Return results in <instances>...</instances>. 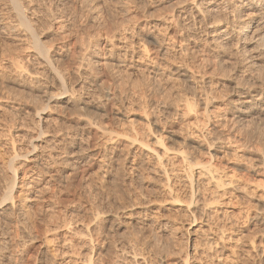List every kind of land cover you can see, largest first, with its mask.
Returning <instances> with one entry per match:
<instances>
[{
  "label": "rangeland",
  "instance_id": "rangeland-1",
  "mask_svg": "<svg viewBox=\"0 0 264 264\" xmlns=\"http://www.w3.org/2000/svg\"><path fill=\"white\" fill-rule=\"evenodd\" d=\"M176 1L20 0L35 33L49 48V57L54 60L52 68L29 47L30 34L18 24L10 0H0V193L9 174L8 159L23 153L28 159L21 155L13 163L17 168L14 201L23 199L27 214L23 219L15 212L7 215L9 219L0 217V264H84L89 255L97 264H149L159 262L160 251L161 255L167 253L164 261L168 264L185 252L191 253L188 264H264V164H257L255 158L257 152L264 150V119L260 120L261 125L256 122L261 126L255 124L257 128L254 124L252 128L251 122L234 123L227 82L235 78L245 83L252 75L261 76L264 57L256 67L248 68L235 60L234 51L211 52L206 48L204 52L191 53L187 38L197 34L185 26L189 19L177 18L175 14L173 27L163 30L165 22H169L166 18L174 14ZM95 15L99 16L95 19ZM158 16H164L156 27L157 31L162 30L158 35L164 42L170 37L165 42L169 43L166 54L142 36L143 31L152 29L153 18ZM102 20L111 22L114 33L126 36L122 42L130 47L133 44L128 53L146 42L142 64L127 62L122 67L113 66L114 70L100 74L93 71L91 75L88 68L79 65L85 47L92 45L89 40L98 41L96 32L101 30ZM179 29L181 37L174 31ZM182 37L187 42L178 43ZM72 47L76 54L71 55ZM136 54L140 55L139 49ZM179 63L204 75L199 74L191 82L181 80L174 70ZM20 69L27 76L24 81L16 74ZM55 69L63 74L61 86ZM107 76L114 82L112 100L107 98ZM101 79L105 80L103 87ZM204 93L214 98L213 118L206 121L204 114L198 113L196 120L187 123L185 105L196 104ZM31 101L37 103L35 110L34 105H27ZM86 101L90 102L87 110ZM96 104L106 105V117L96 112ZM95 116L97 123L89 124ZM41 129L44 133H39ZM157 133L163 135L162 142L168 148V157L161 165L141 144L147 142V134ZM33 135L37 147L30 155L27 150ZM103 135L110 136L113 142L109 143ZM185 135L195 143L184 142L181 138ZM134 136L142 137V142L132 140ZM129 137L131 143L126 140ZM212 137L216 139L211 145ZM205 146L211 149L207 151ZM175 148L196 155V159L188 167L181 158L172 156ZM232 149L234 153L230 152ZM208 153L213 154L215 176L220 175L229 183L218 191L221 198L212 212L193 214V204L190 209L184 206L189 201V187L193 197L200 193L206 198L213 187L197 164L198 156H209ZM163 169L165 173H160ZM185 175L191 176V186ZM173 197L179 198L175 200L177 205H173L174 200L171 202ZM124 208L128 210L124 212ZM96 212L109 213H102V220L96 222ZM192 216L197 221L188 227ZM86 232L93 234L95 242L88 244ZM220 232L223 240H217ZM192 244L198 247L196 252H191ZM133 253L145 262L131 260L129 255Z\"/></svg>",
  "mask_w": 264,
  "mask_h": 264
},
{
  "label": "bare ground",
  "instance_id": "bare-ground-1",
  "mask_svg": "<svg viewBox=\"0 0 264 264\" xmlns=\"http://www.w3.org/2000/svg\"><path fill=\"white\" fill-rule=\"evenodd\" d=\"M160 1V0H159ZM174 1V0H173ZM11 2V5L12 7L10 9H13V11L15 12V14L17 15L18 17V20H19V25H21L27 32H29L30 34V39H31V48L35 49L36 50V54H38L43 62H46L47 64H49V67H52L54 68V64H53V61L51 60V56L49 57V48L48 46L42 42V40L39 38V35H37L34 30V27L31 23V21L29 20V18L25 15L24 13V8L22 7V4L20 2V0H10ZM163 2V1H161ZM176 5H175V10L174 11V14H170L169 17H167L166 19L169 21L168 23L165 22V25H163V30L165 29H171L172 26V22L171 21H175L174 20V17H175V14H176V17H180V18H184V19H189L188 21L189 22H186L185 26H188V28H193L194 30H196V36H192V37H189L187 38V41L186 39H184L183 37L178 39V43H182L184 41L187 42L189 46V48L191 49L190 52L193 53V51H203L204 52V49L207 48L212 51H226V50H230V51H234L233 54L236 55V58L235 60L236 61H241L242 63H244L245 66H249L248 68L252 67H256L258 65V63L260 62L261 59H263L264 57V0H178L176 1ZM171 3V2H170ZM169 3V4H170ZM175 3V2H173ZM171 3V4H173ZM88 5V4H87ZM158 5V3H157ZM166 5V4H165ZM90 6V5H89ZM95 6V5H94ZM172 6V5H171ZM86 8V7H85ZM95 8V7H93ZM88 9V8H87ZM90 9V8H89ZM102 9V8H101ZM100 9V10H101ZM93 10V9H91ZM94 11V10H93ZM102 11V10H101ZM97 12V11H96ZM95 12V13H96ZM91 13V12H90ZM100 13V12H99ZM173 13V12H172ZM15 15V16H16ZM222 15V18L220 17ZM96 16H99V15H95V19H96ZM160 16V14H159ZM154 17L153 18V23H152V26L150 28H148L147 30H145V32L143 31V39H145V41L147 40V43L150 44V43H153L156 48L158 50H160L162 53H167L168 51V46H167V43H165L170 37L166 38L167 40L164 42V39L160 37V32L158 33V31H162V30H158L156 29L157 24L158 22H161L162 18L164 17ZM94 17V16H93ZM102 17H100L101 19ZM104 18V17H103ZM108 18V16L106 17ZM57 19V18H56ZM186 19V20H187ZM58 20V19H57ZM93 20V19H92ZM109 20V19H107ZM166 20V21H167ZM97 21V20H96ZM99 21V20H98ZM101 23V27H99L101 30H99V32H96L98 33L97 34V40L96 42L92 41L90 42L89 40V43L92 45H90L89 47V44H87V47H85V52L83 53V56L80 57L78 61H80L79 65H84V67L88 68V74L91 75V73L94 71V73L96 74L100 72H104V71H109V70H114L112 67L113 66H125L127 62H130L131 65H136V63H141L142 64V60H143V56L145 57V52L147 50V48L145 47V44L146 42H142V44H140L141 47H139V45L137 46L138 49H139V54L140 55H137L136 54V51L138 50L136 47H133L132 50L128 53V48H131L133 46L130 47L128 45H126L125 42H122L121 40L125 39V41L127 40L126 36H121L122 34H116L114 33V26H112L111 22L108 23L106 22L105 20H102L100 21ZM177 22V21H176ZM184 22V20H183ZM94 23V21H93ZM113 23V22H112ZM175 24V22H174ZM181 24V22H180ZM179 25V24H178ZM150 25H148L149 27ZM155 26V28H154ZM183 26V25H182ZM190 26V27H189ZM97 26L95 25V28ZM147 27V26H146ZM98 28V27H97ZM182 28V27H181ZM187 28V29H188ZM146 29V28H145ZM160 29V28H159ZM97 30V29H96ZM180 30V29H179ZM24 31V33H25ZM175 33L181 37V31H177V30H174ZM185 31V30H184ZM26 32V33H27ZM166 32V31H165ZM25 33V34H26ZM28 34V33H27ZM164 34V33H163ZM184 34V33H183ZM93 35V34H92ZM162 35V34H161ZM169 35V34H167ZM195 35V34H193ZM176 36V35H175ZM163 37V36H162ZM166 37V36H165ZM93 38V37H92ZM95 38V37H94ZM141 38V36H140ZM176 38V37H175ZM173 38V39H175ZM87 40V39H86ZM96 40V39H94ZM142 40V39H141ZM132 41V40H131ZM118 42V43H117ZM150 42V43H149ZM30 43V42H29ZM86 43V42H84ZM130 43V42H128ZM134 43V42H133ZM137 43V42H136ZM172 43V42H171ZM176 43V42H175ZM169 44V43H168ZM184 44V43H183ZM86 45V44H83V46ZM131 45V44H130ZM136 45V44H134ZM70 46V44H69ZM73 46H74V43H73ZM92 46V47H91ZM71 47V46H70ZM181 47V46H180ZM188 47V46H187ZM30 48V49H31ZM69 48V47H68ZM80 48V47H79ZM78 48V49H79ZM83 50H84V47H82ZM135 48H136V51H135ZM189 48H186V49H189ZM32 49V50H33ZM75 48L72 47V49L70 50V53L71 55H73L75 53ZM77 49V50H78ZM196 49V50H195ZM80 51V50H79ZM91 51V52H90ZM189 51V50H188ZM194 52V54H195ZM221 52V53H223ZM161 53V54H162ZM189 53V54H191ZM201 53V52H200ZM76 54V53H75ZM129 54V55H128ZM197 54V53H196ZM195 54V55H196ZM204 54V53H203ZM218 54V53H217ZM232 54V53H231ZM37 55V56H38ZM67 55V54H66ZM86 55V56H85ZM92 55V56H91ZM127 55L129 56V59L127 57ZM187 55V54H186ZM195 55L193 56V54L191 55V57L194 59ZM199 55V54H198ZM206 55V54H205ZM230 55V54H229ZM228 55V56H229ZM234 55V57H235ZM136 56V58H135ZM197 56V55H196ZM202 56V55H201ZM231 56V55H230ZM220 57V56H219ZM198 58V57H197ZM217 58V57H215ZM64 59V58H63ZM71 60L73 58H70ZM223 59V58H222ZM228 59V58H227ZM226 61H230V60H227ZM74 60V59H73ZM72 60V61H73ZM195 60V59H194ZM234 60V59H233ZM234 60V61H235ZM200 61V60H199ZM203 61V60H202ZM66 62V61H65ZM71 62V61H70ZM85 62V63H84ZM195 62V61H194ZM233 62V61H231ZM240 62V63H241ZM64 63V62H63ZM73 63V62H72ZM144 63V62H143ZM216 63V62H215ZM70 64V63H69ZM78 64V63H77ZM202 64V63H201ZM217 64V63H216ZM230 64L231 66L234 65V64H231V63H228ZM236 64V63H235ZM261 64V63H260ZM264 64V63H263ZM57 65V64H56ZM59 65V64H58ZM214 65V64H213ZM220 65V63H219ZM237 65V64H236ZM215 66V65H214ZM218 66V65H217ZM223 66V65H221ZM56 67V66H55ZM66 67V66H64ZM80 67V66H79ZM78 65H77V68H79ZM188 64L187 66L186 65H183V64H180L178 66H176V68L174 70H176L175 73H177V76L181 78V80H184V81H187V82H191L193 80H195L197 78V76L199 74H202L200 72L196 73V70L193 71V69L191 70V68L189 69L188 68ZM191 67V66H190ZM202 67V66H201ZM220 67V66H219ZM21 68L20 66L17 67V69ZM23 68V67H22ZM59 68V67H58ZM69 68V67H68ZM76 68V67H75ZM112 68V69H111ZM118 68V67H117ZM116 68V69H117ZM138 68V67H137ZM51 69V68H50ZM74 69V68H73ZM82 69V68H81ZM225 69V68H224ZM246 69V67H245ZM56 70V69H55ZM78 70V69H77ZM103 70V71H102ZM118 70V69H117ZM200 70V69H199ZM259 70V69H258ZM264 70V69H263ZM64 71V70H62ZM210 71H212V68L211 70H209V73H211ZM220 71V69H219ZM54 72V71H53ZM56 74L57 76H59L61 78V80H59V83H60V86L61 84L63 85V81H62V78H63V74H61L59 71L56 70ZM203 72V71H202ZM215 72V71H214ZM242 72V71H241ZM246 72V71H245ZM251 72V71H250ZM260 72V71H259ZM262 72V71H261ZM264 72V71H263ZM262 72V74H263ZM64 73V72H63ZM93 73V74H94ZM112 73V72H110ZM220 73V72H219ZM226 73V71H225ZM224 73V75H225ZM253 73V72H252ZM17 76H20L22 79L26 76L24 71L23 70H18L16 72ZM94 74V75H95ZM208 74V73H207ZM212 74V73H211ZM236 74V73H235ZM243 74V73H242ZM261 74V73H260ZM261 76L259 75V73L256 75H252L249 82H246L248 80L245 81V83H243V81L241 80H236L235 78H231V79H227V82H228V85L230 86V93L232 95V97H230V102H231V107H232V119L234 120V123L235 122H245V124H247L246 122H251V125L252 126L253 124L257 125V126H260V120L264 119V75ZM25 75V76H24ZM67 75V73H66ZM65 75V76H66ZM84 75V74H83ZM109 75V74H108ZM111 75V74H110ZM204 75V74H202ZM221 75V74H220ZM227 75H229L227 73ZM234 75V74H233ZM249 75V74H248ZM56 76V75H55ZM86 76V75H85ZM101 76V75H100ZM114 76V75H113ZM200 76V75H199ZM223 76V75H221ZM231 76V75H230ZM245 76V75H244ZM27 77V76H26ZM88 77V76H87ZM94 77V76H93ZM202 77V76H201ZM200 77V79H201ZM215 77V76H214ZM14 78V77H13ZM84 78V77H83ZM108 78V76H107ZM105 78V80H102L100 84H102V86L100 85V87H103V81H105L104 83H106V87H107V91H108V97L110 100H112L114 98V91H113V87H114V82L112 83V78ZM18 79V78H17ZM55 79V78H54ZM104 79V78H103ZM210 79V78H209ZM241 79V78H240ZM247 79V78H246ZM64 80V78H63ZM88 80V79H87ZM202 80V79H201ZM205 79H203L204 81ZM244 80V79H243ZM24 81V79H23ZM114 81V80H113ZM206 81V80H205ZM204 81V82H205ZM209 81V80H208ZM241 81V82H240ZM16 82V81H15ZM87 82V81H86ZM91 82V81H90ZM93 82V81H92ZM19 83V82H18ZM26 83V82H25ZM206 83V82H205ZM208 84L210 82H207ZM57 84V83H56ZM83 84V83H82ZM108 85V86H107ZM59 86V85H58ZM89 86V85H88ZM82 87V85H81ZM105 87V88H106ZM65 88V87H64ZM69 89V87H68ZM194 93V91H193ZM198 93V92H197ZM51 94V93H49ZM196 94V93H195ZM207 94V93H204V95ZM209 94V93H208ZM198 95V94H197ZM203 95H201L202 97ZM54 97V96H53ZM195 97V96H194ZM197 97V96H196ZM199 97V96H198ZM197 99V98H196ZM214 99V98H213ZM213 99L211 98V96H207L205 95L204 97L202 98H198L196 101V104H192V103H188L185 105L187 106L188 110H186V114L184 116L185 117V120L187 121V123H190L191 121L193 120H196L197 118V115L198 113H203L204 116H205V120L206 121H209L211 118H213L214 114H211L213 109L215 110V108L213 107ZM92 100V99H91ZM185 100V99H184ZM187 100V99H186ZM193 100V98H192ZM55 102H57V99L54 100ZM53 101V102H54ZM85 101V100H84ZM89 101V100H88ZM93 101V100H92ZM215 101V100H214ZM32 103H26L28 105V107H33V109L35 110V107H36V104L35 102L31 101ZM35 103V104H34ZM87 103V104H86ZM88 103L90 102H85V109L87 110V107H88ZM186 103V102H184ZM228 103V102H227ZM25 104V105H26ZM30 104V105H29ZM189 104V105H188ZM229 104V103H228ZM61 105V104H59ZM105 105V104H103ZM63 106V105H62ZM97 106V104H96ZM106 106V105H105ZM105 106H98L95 107L96 108V112L101 115V116H105L108 115V112H107V107ZM44 107V106H43ZM211 107H213V109H211ZM46 108V107H45ZM41 109V108H40ZM44 109V108H42ZM39 111V110H38ZM109 111V110H108ZM185 111V110H184ZM215 112V111H214ZM194 113V114H193ZM217 114V113H216ZM96 115V114H94ZM200 115V114H199ZM213 115V116H212ZM38 116V115H37ZM203 116V117H204ZM89 117V116H88ZM96 117V116H95ZM92 117L90 118L89 120V124H96L98 120L97 117ZM200 118V117H199ZM248 118V119H247ZM230 119V118H229ZM38 120L40 121L41 118L39 117ZM204 121V120H203ZM231 121V119H230ZM259 121V124L256 123ZM197 122H199L197 120ZM196 122V123H197ZM233 122V121H232ZM254 122V123H252ZM87 123V124H88ZM207 123L204 121V124ZM237 123V124H238ZM193 124V122L191 123ZM197 125V124H196ZM241 125V124H240ZM255 125V126H256ZM233 126V125H232ZM257 126L255 128H257ZM263 126V125H262ZM231 127V126H230ZM240 127V126H239ZM249 127V126H248ZM261 127V126H260ZM243 128H244V125H243ZM253 128V126H252ZM251 128V129H252ZM104 129V128H103ZM247 129V128H246ZM263 129V128H262ZM260 130V129H258ZM257 130V131H258ZM39 131V130H38ZM161 131V130H159ZM256 131V130H255ZM254 131V132H255ZM263 131V130H262ZM252 132V131H251ZM39 133H44L42 132V129L39 131ZM249 133V132H247ZM261 133V131H260ZM250 134V133H249ZM254 134V133H253ZM259 134V133H258ZM263 133H261L260 135H262ZM41 135V134H40ZM142 135V134H141ZM139 135V136H141ZM176 135V134H175ZM216 135V134H215ZM35 135L33 136H30V141H29V149L30 150H27L29 152V154H33L36 150V143H34L32 141V139H36L34 138ZM104 137H106L105 135H103ZM138 136V135H137ZM133 137L132 140H135V141H138V142H142V137ZM250 136V135H249ZM251 136H253L251 134ZM256 136V135H255ZM147 137V138H146ZM162 137L163 135L161 133H157L153 136H150V134H147V136H145V140L144 142L146 143H141L143 144V148H149L150 151H151V154L154 156L155 159H157V163H159L161 165V163H163V161L165 160V158L167 159L168 157V154H167V151H168V148L165 146V144H163V140H162ZM181 137V136H180ZM211 137V136H210ZM217 137V136H216ZM107 139L105 140H108L109 143H112L113 140L110 136L106 137ZM38 139V138H37ZM184 142H194L191 137L189 136H186L185 137H182L181 138ZM213 139V140H212ZM214 139H216L215 137L213 138H210V143L211 145L213 144V141ZM127 141H130V137L129 138H126ZM37 141V140H36ZM117 142V137L114 136V143ZM195 143V142H194ZM215 143V142H214ZM150 144H152L153 146L151 147ZM127 146V145H126ZM196 146L197 147H201V144L200 143H196ZM215 146V145H214ZM206 147V146H205ZM127 149V148H125ZM129 149V148H128ZM127 149V150H128ZM181 149V148H180ZM179 148L176 149L172 152V156H175V157H179L181 158L180 160L184 161L188 167L189 165L191 164L192 161H194V159H196V155L194 156V154L192 153H188V152H185V151H182L180 150ZM207 151L210 150L211 148L210 147H206ZM242 149V148H241ZM244 149V148H243ZM247 148L245 147V150ZM244 150V151H245ZM249 150V148H248ZM247 150V151H248ZM261 150V149H260ZM33 151V152H31ZM235 150H231L230 152L231 153H234ZM241 151V150H240ZM246 151V152H247ZM250 151V150H249ZM259 151V149H258ZM252 152V151H251ZM256 152V151H255ZM98 153V152H97ZM100 153V152H99ZM253 153V152H252ZM28 154V153H27ZM196 154V153H195ZM209 154V153H208ZM243 154V153H242ZM22 155V154H21ZM21 155L19 154H13V156H11L9 159H8V168H9V174H8V178H6L4 181L5 184H4V190L3 192H1V196H0V217H4L5 219H9L8 218V214L11 213V212H15L18 216L21 217V219L24 218V214L27 212H25L24 210V203H23V199L22 200H19L17 203L14 201V195H13V192L15 190V186H16V172H17V168L15 165H13L14 161L18 158L21 157ZM102 155V154H101ZM100 155V156H101ZM204 155V154H203ZM203 155H200V157L198 156L197 158V164L200 165V169H201V174L203 175V178L205 177V179L209 180L211 183H213V187H212V190H208L209 191V195L208 197L209 198H206V195L204 196L201 195L200 193L196 196L193 197V193H192V190H190L191 187H189V191L187 192L188 195H189V201L188 203H184L185 204V208L186 209H190L191 206L190 204H193L194 208L192 210L193 214L195 212L197 213H201V215L205 212H212V209L214 208L215 205H217L219 203V198H221L219 196V193L218 191L220 189H222V187L225 185V184H228V182H224V180H221L219 178V176L217 177V175L215 176L214 174V165L212 164V155L209 154V156H203ZM206 155V154H205ZM97 156V155H96ZM23 158H26L27 159V155L23 153L22 155ZM92 157V156H91ZM102 157V156H101ZM256 159H258V163L257 164H264V150L260 151L259 153L257 152V155L255 157ZM35 156L32 158V161L35 162ZM92 159V158H90ZM28 160V159H27ZM77 160V159H75ZM38 161V160H37ZM36 161V162H37ZM167 161V160H166ZM38 163V162H37ZM36 163V164H37ZM40 163V162H39ZM38 163V164H39ZM7 164V163H6ZM35 164V163H34ZM90 164V163H89ZM165 164V163H164ZM40 165V164H39ZM38 165V166H39ZM36 166V167H38ZM89 166V165H88ZM163 166V164H162ZM161 166V167H162ZM160 167V166H159ZM34 168V166H33ZM32 168V169H33ZM83 168V167H82ZM31 169V168H30ZM161 169V168H160ZM166 169V168H165ZM41 170V169H39ZM43 171V170H42ZM46 171V170H45ZM44 171V172H45ZM33 172V171H32ZM39 172V171H38ZM37 172V173H38ZM164 172V169L161 171L160 170V173ZM43 173V172H42ZM162 173V174H163ZM38 175V174H37ZM184 176V175H183ZM7 177V176H6ZM35 177V175H34ZM33 178V177H31ZM37 178V177H36ZM185 178H187V182H188V185L191 186L192 185V181H191V176L189 175H185ZM29 180V179H28ZM31 180V179H30ZM33 180V179H32ZM34 181V180H33ZM36 181V179H35ZM34 181V182H35ZM29 182V181H28ZM28 182H24L23 184H27ZM31 183V182H30ZM26 186V185H25ZM28 186L30 187V184H28ZM27 186V187H28ZM188 187V186H187ZM22 189V188H21ZM173 189V188H172ZM26 190V189H24ZM37 190V189H36ZM196 190V188H195ZM2 191V190H1ZM22 192H23V189H22ZM166 192V191H165ZM168 193L170 194V191H168ZM167 193V194H168ZM196 193V191L194 192ZM172 194V192H171ZM222 193H220L221 195ZM173 196V195H172ZM25 197V196H23ZM30 197V196H29ZM188 197V196H187ZM22 198V197H21ZM175 197L172 198L171 202L174 200ZM27 199V198H26ZM29 199V198H28ZM179 199V198H178ZM178 199H175L176 201H178ZM174 200V201H175ZM173 202V205H177V203ZM180 201V200H179ZM186 202V201H185ZM176 203V204H174ZM181 203V202H180ZM221 203V202H220ZM3 205H6L4 209H2V206ZM221 205V204H220ZM182 206V205H181ZM133 207V206H132ZM123 209V208H122ZM128 210V208H124V212ZM28 211V209H27ZM135 212V211H134ZM103 213V212H102ZM100 213V212H96L95 214V221L96 222H100V219L102 218L101 215H103L104 213L107 214L109 212H104L103 214ZM138 213V212H137ZM135 214V215H138V214ZM206 213V214H208ZM25 214V215H26ZM111 214V213H110ZM131 215L133 213H130ZM117 215V213H116ZM129 215V213L127 214ZM130 215V216H131ZM12 216V215H11ZM28 216V215H27ZM26 216V217H27ZM19 217V219H20ZM113 219H115L116 216H114L112 214L111 216ZM29 218V216H28ZM20 219V220H21ZM205 219V218H204ZM13 219H11L12 221ZM19 220V222L21 223V221ZM102 220V219H101ZM138 220V219H137ZM207 220V219H206ZM6 221V220H5ZM25 221V220H23ZM195 221H197V217L195 216H192L191 220L189 221V224H188V227H192L190 225H194L195 224ZM204 221V220H203ZM113 222V221H112ZM98 224V223H97ZM200 227V226H199ZM52 228V227H51ZM56 228V227H54ZM58 228V227H57ZM208 228V227H207ZM38 230V229H37ZM53 230V229H52ZM196 229H194L193 231H195ZM210 230V229H209ZM217 230V229H215ZM89 231V230H88ZM93 231V230H92ZM220 231V229L218 230V232ZM222 231V229H221ZM217 232V231H216ZM217 232V233H218ZM82 235H85L84 232H81ZM88 235V244H91L92 242H95V238L93 236H91V232H86V236ZM217 235V234H216ZM84 236V237H86ZM219 236V237H218ZM223 235V232L219 233L217 235V240L220 239V240H223L221 239ZM82 237V236H81ZM221 237V238H220ZM224 238V237H223ZM219 240V241H220ZM218 242V241H217ZM216 242V243H217ZM211 243V242H210ZM223 243V242H222ZM128 244V243H127ZM208 244V243H207ZM211 247V246H210ZM197 246L192 244L191 245V252H196L197 250ZM206 248V247H205ZM163 251V250H162ZM201 251V250H200ZM169 252V251H167ZM262 252V251H260ZM65 253V252H64ZM200 253H203L200 252ZM131 254V253H130ZM159 255V253H157ZM163 254V253H162ZM167 254V253H166ZM166 254L165 255H161V251H160V255L158 257L159 259V262H150L149 264H168L169 262H165L164 261V258H166ZM169 254V253H168ZM89 255V254H88ZM213 255V254H212ZM180 256V255H179ZM177 256V258L175 257V259H173V261H171L173 264H188V259L189 257L191 256V253L190 252H185L184 255L182 256ZM85 258V257H84ZM118 258V257H116ZM129 258L131 260H137V259H140V262H145L144 261V258L142 257H139L134 255H129ZM114 259V258H113ZM111 259V260H113ZM95 258H93L91 255L87 256L85 259H84V264H97L96 261H94ZM83 261V260H82ZM104 261V260H103ZM114 261V260H113ZM112 261V262H113ZM101 262V261H99ZM110 262V261H109ZM148 262V261H147ZM104 263V262H103ZM102 263V264H103ZM105 264H108V263H105ZM113 264V263H111ZM121 264V263H120ZM135 264V263H134Z\"/></svg>",
  "mask_w": 264,
  "mask_h": 264
}]
</instances>
